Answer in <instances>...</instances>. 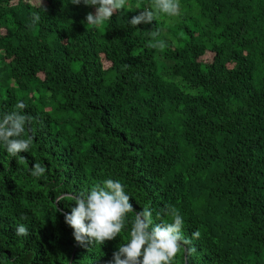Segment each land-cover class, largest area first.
Segmentation results:
<instances>
[{"label":"trees","instance_id":"1","mask_svg":"<svg viewBox=\"0 0 264 264\" xmlns=\"http://www.w3.org/2000/svg\"><path fill=\"white\" fill-rule=\"evenodd\" d=\"M178 2L170 23L131 26L153 0H126L97 27L83 0H0V119L22 101L32 137L16 156L0 142V264H109L145 208L183 220L172 264H264V0ZM107 179L133 212L82 246L69 197Z\"/></svg>","mask_w":264,"mask_h":264},{"label":"clouds","instance_id":"2","mask_svg":"<svg viewBox=\"0 0 264 264\" xmlns=\"http://www.w3.org/2000/svg\"><path fill=\"white\" fill-rule=\"evenodd\" d=\"M71 3L78 5L81 0H71ZM83 3L97 6L95 13L89 12L86 15L87 24L97 27L126 6V0H83ZM159 13L178 16L180 14L178 0H153L150 7L143 8L128 23L133 27L141 23H151ZM39 19V14L33 13V22ZM158 35V31L152 33L153 38ZM164 46L163 42L155 39L148 44L150 48L163 49ZM25 107L22 101L18 102L15 110L0 119V142L12 156L27 151L32 143L31 136L27 138L23 136L25 123L29 119L21 111ZM44 173L45 167L40 163L32 166L33 177H42ZM64 198V194H61L58 201ZM69 198L75 202V206L69 213L64 214V219L73 229L75 241L82 246L92 242L103 244L106 240L116 238L125 227L126 214L133 212L129 196L125 194L124 186L118 180L107 179L103 186L93 187L87 193L81 192ZM159 215L157 213V216ZM172 216L171 223L154 224L149 209L136 212L130 221L128 241L119 245L109 264H172L182 244L190 243L182 235L181 216L175 211L172 212ZM16 235L27 236V228L20 224L16 229ZM199 235V231L193 233L194 238H198Z\"/></svg>","mask_w":264,"mask_h":264},{"label":"rangeland","instance_id":"3","mask_svg":"<svg viewBox=\"0 0 264 264\" xmlns=\"http://www.w3.org/2000/svg\"><path fill=\"white\" fill-rule=\"evenodd\" d=\"M149 7H150V5H149ZM95 9H96V8H93V10H92L93 13H95ZM182 9H183V8L180 9V12H182ZM179 15H180V14H179ZM179 15H178V16H179ZM178 16H172V18H168L167 21H168L169 23H170V21L173 22V18H174V17H178ZM210 57H211V54L208 53V54L206 55V58H210Z\"/></svg>","mask_w":264,"mask_h":264}]
</instances>
